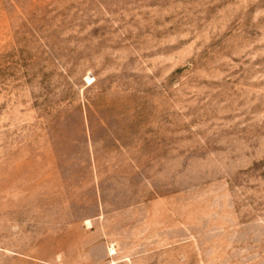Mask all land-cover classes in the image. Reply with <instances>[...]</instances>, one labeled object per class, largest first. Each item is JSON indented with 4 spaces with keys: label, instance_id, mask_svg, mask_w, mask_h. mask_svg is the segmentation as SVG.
<instances>
[{
    "label": "rangeland",
    "instance_id": "rangeland-1",
    "mask_svg": "<svg viewBox=\"0 0 264 264\" xmlns=\"http://www.w3.org/2000/svg\"><path fill=\"white\" fill-rule=\"evenodd\" d=\"M0 264H264V0H0Z\"/></svg>",
    "mask_w": 264,
    "mask_h": 264
}]
</instances>
